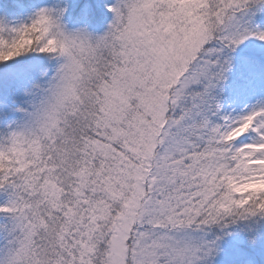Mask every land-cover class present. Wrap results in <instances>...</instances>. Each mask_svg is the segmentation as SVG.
Instances as JSON below:
<instances>
[{
  "label": "snow or ice",
  "instance_id": "obj_1",
  "mask_svg": "<svg viewBox=\"0 0 264 264\" xmlns=\"http://www.w3.org/2000/svg\"><path fill=\"white\" fill-rule=\"evenodd\" d=\"M0 264H264V0H0Z\"/></svg>",
  "mask_w": 264,
  "mask_h": 264
}]
</instances>
